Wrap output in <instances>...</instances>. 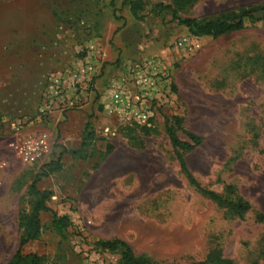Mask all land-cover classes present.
<instances>
[{"label":"rangeland","instance_id":"374dc122","mask_svg":"<svg viewBox=\"0 0 264 264\" xmlns=\"http://www.w3.org/2000/svg\"><path fill=\"white\" fill-rule=\"evenodd\" d=\"M92 1L97 3L84 15L85 24L76 25L53 13L66 18L83 8L73 0H0V264L19 247V216L32 210L35 182L50 193V209L70 219L59 235L50 225L52 213H41L42 235L24 248L44 255L49 264H121L120 251L99 244L114 238L153 264H195L212 250L236 264H264L259 219L264 214V21L199 38L201 48L185 54L172 48L191 35L188 29L170 13L162 19L152 10L157 3L175 7L174 0H135L145 7L141 19L123 0ZM263 3L199 0L178 10L182 17L201 19ZM94 41L106 53L103 89L127 61L161 53L170 64L173 97L157 109L150 134L105 114L101 89L89 91L87 107L77 109L69 123V114L57 111L17 132L11 123L34 117L46 77L84 59ZM175 115L185 130L202 138L186 155L202 188L231 201L243 198L249 211L236 215L181 172L165 125ZM86 123L94 135L84 145ZM131 130L136 140L129 139ZM43 131L51 135L50 152L24 163L13 143ZM178 134L188 140L182 130ZM108 145L113 153L102 160ZM58 161L59 169L52 171Z\"/></svg>","mask_w":264,"mask_h":264},{"label":"built area","instance_id":"2783aa9c","mask_svg":"<svg viewBox=\"0 0 264 264\" xmlns=\"http://www.w3.org/2000/svg\"><path fill=\"white\" fill-rule=\"evenodd\" d=\"M88 55L81 61L49 74L40 95L34 117L18 119L12 127L22 133L34 123H42L57 111L65 113L85 106L89 91L103 73L105 53L98 42H91ZM201 48L200 39L192 35L179 38L172 50L185 54ZM101 95L104 113L121 123L151 127L158 108L168 105L173 97L170 64L161 53L144 56L121 64L118 73L107 79ZM20 159L33 164L51 150V135L40 132L13 143ZM88 264H103L90 260Z\"/></svg>","mask_w":264,"mask_h":264},{"label":"trees","instance_id":"16d2710c","mask_svg":"<svg viewBox=\"0 0 264 264\" xmlns=\"http://www.w3.org/2000/svg\"><path fill=\"white\" fill-rule=\"evenodd\" d=\"M83 6L82 9L76 10L75 13H70L66 15V18L59 16V13L54 10V14L59 17L61 22L71 21L76 23V25L85 24L84 15L89 11L91 4H96V1L92 0H73ZM85 1V2H84ZM199 0H174L175 7L172 5H165L162 3H157L153 7V12L160 15L162 19L170 13L173 20L177 21L179 25L184 26L188 29L189 33L197 38H202L204 36L219 37L225 34H229L236 31H241L245 27L246 21L259 22L264 21V3L258 5H252L249 8H243L240 11H231L223 13L217 17L213 18H201L196 19L192 17H182L179 14V8H184L191 4H194ZM123 5L129 6V10L132 16L136 19H141V13L144 11V4L141 1L135 0H123ZM74 17H73V16ZM67 23V22H64ZM182 118L178 115L172 116L166 119V128L171 139V142L176 151V157L180 164L181 172L188 178L190 183L197 189H200L205 196H208L213 201L218 204H227L231 206L236 215H242L249 211L251 205L249 202L243 198H238L235 201L226 198L224 195L209 189L202 188L200 182L189 170L186 155L195 150L197 146L202 143V138L196 133L189 132L182 127ZM137 126V125H136ZM142 129L144 134H150L151 127L138 126ZM84 145L87 144L89 138L94 135V130L92 125L88 124L86 126ZM183 131L188 140H183L180 138L178 131ZM134 130L128 132V137L130 140H136L138 137ZM140 146H143L142 142ZM114 150L112 145L107 146V150L102 155V160H105L108 155ZM56 165V169H51L56 171L60 167V162L52 163ZM50 166V165H48ZM47 174H50L48 171ZM46 174V175H47ZM30 193L36 197L33 203L32 210L30 212H21L19 216L18 224L21 228L22 235L17 251L14 253L13 257L7 264H49L47 258L44 255L38 253H25L24 248L30 242L35 241L42 235V222L41 213L50 212L52 213V221L50 223L52 229L59 235L67 230L70 225V219L67 216H58L50 207L47 205V199L50 193L42 191L38 187V183L35 182L31 188ZM259 219L264 221V214L259 215ZM102 250L105 251H120L121 252V264H153L152 260L144 255L135 254L132 247L124 240L120 238H114L107 241H102L99 243ZM195 264H236L232 259L223 256L219 251L212 250L202 261H198Z\"/></svg>","mask_w":264,"mask_h":264},{"label":"crops","instance_id":"0c3cea01","mask_svg":"<svg viewBox=\"0 0 264 264\" xmlns=\"http://www.w3.org/2000/svg\"><path fill=\"white\" fill-rule=\"evenodd\" d=\"M102 47V46H101ZM103 51L105 52V50H104V48H103ZM107 51H109V53L111 54V49H108L107 48ZM106 54V53H105ZM113 55V54H112ZM102 79V77H100V78H98L96 81H97V84H96V86H95V88L94 89H101L103 92H104V89L102 88V85L104 84L103 83V81L101 80ZM95 91V90H94ZM94 91L92 92V93H90V94H92L93 95V93H94ZM90 96V95H89ZM88 96V97H89ZM88 102V101H87ZM85 106L87 107V103L85 104ZM84 106V107H85ZM84 107H82V108H80V109H83ZM77 109H74V110H69L68 112H66L67 113V115L69 114V118H68V116H66L64 119L65 120H67V118H68V122L67 123H69L71 120H72V118H73V113H75V112H77L76 111ZM65 113V114H66ZM59 115H57L56 116V118H57V121H59V119H61V117H62V114H60V113H58ZM64 119H62V120H64ZM56 121V122H57ZM88 124H90V123H86V124H84V127H83V130H84V136H85V132H86V126L88 125ZM53 139H54V137H53ZM113 153V151L110 153V154H112ZM59 162V161H58Z\"/></svg>","mask_w":264,"mask_h":264}]
</instances>
